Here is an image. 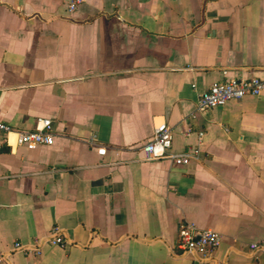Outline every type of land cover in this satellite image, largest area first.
Instances as JSON below:
<instances>
[{"label": "crops", "instance_id": "crops-1", "mask_svg": "<svg viewBox=\"0 0 264 264\" xmlns=\"http://www.w3.org/2000/svg\"><path fill=\"white\" fill-rule=\"evenodd\" d=\"M67 2L0 0V120L54 131L0 135L1 264H264V93L197 110L214 83L264 80V0ZM161 121L197 160H144ZM183 223L220 233L214 257L183 253Z\"/></svg>", "mask_w": 264, "mask_h": 264}, {"label": "built area", "instance_id": "built-area-1", "mask_svg": "<svg viewBox=\"0 0 264 264\" xmlns=\"http://www.w3.org/2000/svg\"><path fill=\"white\" fill-rule=\"evenodd\" d=\"M83 2L84 0H68V13H74ZM262 93H264V80L259 78L220 81L212 84L207 91L199 96L197 110L206 111L222 107L229 101L241 100L248 95L259 96ZM11 133L16 135L18 146L28 147L29 149L54 143L53 122L51 119H39L36 128L32 131H15L8 124L0 120V135H9ZM172 141L173 129L165 121L157 123L152 139L142 147L144 160L171 159L178 165H184L191 160L199 158L200 151L197 148H190L181 154L169 153ZM106 153L107 149L105 147L99 150V154L102 156H105ZM178 238V247L183 253L195 255L201 259L214 257L216 250L221 244L220 233L214 230L201 229L194 223H183L180 226ZM46 242L51 246L60 247H64L66 244L57 228L52 229ZM42 244L41 238H36L29 244L15 242L13 252L22 253L25 256L40 255L42 253ZM249 248L252 254L257 252L264 253V238L252 242ZM2 261L3 257L0 255V264ZM218 264L225 263L219 262Z\"/></svg>", "mask_w": 264, "mask_h": 264}]
</instances>
